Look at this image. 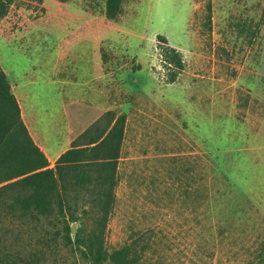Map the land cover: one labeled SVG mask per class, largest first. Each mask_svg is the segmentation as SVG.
<instances>
[{
	"label": "rangeland",
	"instance_id": "obj_1",
	"mask_svg": "<svg viewBox=\"0 0 264 264\" xmlns=\"http://www.w3.org/2000/svg\"><path fill=\"white\" fill-rule=\"evenodd\" d=\"M14 9L0 25L10 79H64L43 101L50 142L63 134L66 80L85 99L105 79L106 109L127 118L109 251L140 238L137 264H250L264 241V0H125L115 20L105 0ZM158 35L184 57L173 84Z\"/></svg>",
	"mask_w": 264,
	"mask_h": 264
},
{
	"label": "trees",
	"instance_id": "obj_2",
	"mask_svg": "<svg viewBox=\"0 0 264 264\" xmlns=\"http://www.w3.org/2000/svg\"><path fill=\"white\" fill-rule=\"evenodd\" d=\"M30 1L0 0V25L17 16L14 7ZM124 2L105 0L107 17L118 19ZM16 24L18 29L20 20ZM156 40L167 83L173 84L185 69L184 57L165 36ZM104 119L107 124L90 125L80 144L74 142L51 168L0 65V264H58L64 252L75 264H137L144 256L149 245L140 238L112 252L107 247L127 118L115 120L108 112ZM23 233L24 243L19 241ZM250 264H264V241Z\"/></svg>",
	"mask_w": 264,
	"mask_h": 264
},
{
	"label": "crops",
	"instance_id": "obj_3",
	"mask_svg": "<svg viewBox=\"0 0 264 264\" xmlns=\"http://www.w3.org/2000/svg\"><path fill=\"white\" fill-rule=\"evenodd\" d=\"M0 65L9 78L13 94L21 109L22 119L34 142L46 155L51 168L56 165L61 155L73 148L74 142L80 144L81 135L90 125L98 123L100 126H103L107 124L104 117L105 113L110 109H106V105L103 101L106 98L105 88L107 87L106 84H108V81L105 82V79H99L101 85L88 86L86 98L79 99L74 96V91L76 89L75 83L66 80V86L69 87L67 93L68 97L67 100L60 105L63 134L59 139V143L50 142L49 139L46 138L44 132L45 129L51 125L47 124L45 121H53L54 117L53 114L45 111L43 108V101H45L46 89L58 84L62 85L64 79H56V77L54 79L52 77L34 79L29 78L28 73H24V79H10V73L6 72L1 62ZM57 69L59 68L56 67V71ZM83 109L85 111L84 115L81 114ZM120 115L123 114L115 113V120Z\"/></svg>",
	"mask_w": 264,
	"mask_h": 264
}]
</instances>
